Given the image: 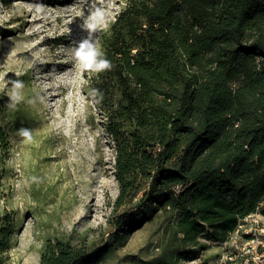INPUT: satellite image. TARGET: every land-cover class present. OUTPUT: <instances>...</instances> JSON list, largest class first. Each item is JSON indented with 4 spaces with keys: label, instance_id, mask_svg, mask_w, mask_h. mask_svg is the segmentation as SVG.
Returning a JSON list of instances; mask_svg holds the SVG:
<instances>
[{
    "label": "trees",
    "instance_id": "1",
    "mask_svg": "<svg viewBox=\"0 0 264 264\" xmlns=\"http://www.w3.org/2000/svg\"><path fill=\"white\" fill-rule=\"evenodd\" d=\"M98 38L88 89L115 154L112 212L137 201L113 242L157 216L176 259L227 242L264 201V0H127ZM10 236L4 222L0 264ZM108 250L48 240L38 264Z\"/></svg>",
    "mask_w": 264,
    "mask_h": 264
},
{
    "label": "rangeland",
    "instance_id": "2",
    "mask_svg": "<svg viewBox=\"0 0 264 264\" xmlns=\"http://www.w3.org/2000/svg\"><path fill=\"white\" fill-rule=\"evenodd\" d=\"M68 1L0 0V226L11 230L2 264H38L55 239L108 246L97 264H262L261 217L177 259L163 216L113 242L111 221L137 201L112 212L115 154L88 84L98 37L127 0Z\"/></svg>",
    "mask_w": 264,
    "mask_h": 264
},
{
    "label": "built area",
    "instance_id": "3",
    "mask_svg": "<svg viewBox=\"0 0 264 264\" xmlns=\"http://www.w3.org/2000/svg\"><path fill=\"white\" fill-rule=\"evenodd\" d=\"M259 213H257V212H255V213H253V214H251V215H248V216H246L245 218H243L242 220H240L239 221V223H238V227H237V229L232 233V234H237L239 231H240V229H242V224L244 223V221H246L247 220V218H252V217H255V220H253L255 223H257V221H256V218L257 217H261L263 220H264V215L263 214H260V215H258ZM261 229L260 230H262V231H264V222H261ZM242 231V230H241ZM231 234V235H232ZM244 235H246L247 237H248V234H244ZM261 238H262V240L264 239L262 236H260ZM253 239L254 238H247L245 241L247 242V243H249V242H252L253 241ZM259 243V245H262L263 244V241H260V242H258ZM232 257L230 256V258H229V261L230 262H226L225 264H234L235 262L231 259ZM233 261V262H232ZM262 264H264V261L262 262Z\"/></svg>",
    "mask_w": 264,
    "mask_h": 264
},
{
    "label": "bare ground",
    "instance_id": "4",
    "mask_svg": "<svg viewBox=\"0 0 264 264\" xmlns=\"http://www.w3.org/2000/svg\"><path fill=\"white\" fill-rule=\"evenodd\" d=\"M71 2V0L70 1H68L67 3H70ZM53 71H54V69H52Z\"/></svg>",
    "mask_w": 264,
    "mask_h": 264
}]
</instances>
